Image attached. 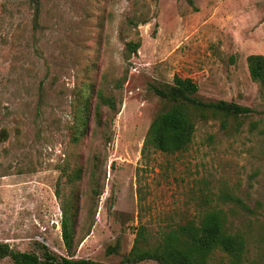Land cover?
<instances>
[{
  "label": "rangeland",
  "instance_id": "obj_1",
  "mask_svg": "<svg viewBox=\"0 0 264 264\" xmlns=\"http://www.w3.org/2000/svg\"><path fill=\"white\" fill-rule=\"evenodd\" d=\"M250 55L264 56V0H0V243L65 256L60 198L75 192L77 259L115 264L134 228L153 241L220 211L244 238L241 264H264V91ZM175 75L197 83L198 99L250 113L197 120L185 151H144L168 107L152 85ZM92 87L93 105L101 89L116 110L103 107L104 129L92 114L73 143L76 98ZM209 264L229 258L215 251Z\"/></svg>",
  "mask_w": 264,
  "mask_h": 264
},
{
  "label": "trees",
  "instance_id": "obj_2",
  "mask_svg": "<svg viewBox=\"0 0 264 264\" xmlns=\"http://www.w3.org/2000/svg\"><path fill=\"white\" fill-rule=\"evenodd\" d=\"M39 0H35V4ZM138 43L126 44L128 53H136ZM247 67L252 81L257 82L264 91V56L250 55ZM197 83L188 77L175 75L171 84L152 85V91L168 103V107L159 112L152 120L144 142V151L153 148L166 154H174L188 149L195 133V122L208 117L247 116L250 109L233 102H205L198 99ZM97 103L92 104L93 87L76 98L75 121L71 127V141L77 143L89 129L91 115L96 125L106 128L109 122L103 121V107L116 110L112 96L105 95L101 89L96 91ZM79 170L71 175L69 182L78 177ZM61 239L65 256L50 250L46 245L38 244L37 252L16 251L7 243H0V260L9 258L12 264H103L91 259H77L75 254L79 245L77 225L80 201L73 192L61 198ZM135 238L131 250L115 264H138L153 261L157 264H209L212 254L220 251L229 258V264H241L245 250V241L241 234L230 233L225 218L220 211L203 214L197 222H187L162 231L151 241L144 226L134 228ZM119 246H109L107 254H115Z\"/></svg>",
  "mask_w": 264,
  "mask_h": 264
}]
</instances>
